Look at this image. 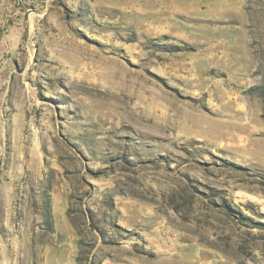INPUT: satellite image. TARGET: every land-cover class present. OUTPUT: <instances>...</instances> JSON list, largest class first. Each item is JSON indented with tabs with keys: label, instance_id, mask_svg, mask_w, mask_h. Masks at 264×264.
Returning <instances> with one entry per match:
<instances>
[{
	"label": "rangeland",
	"instance_id": "374dc122",
	"mask_svg": "<svg viewBox=\"0 0 264 264\" xmlns=\"http://www.w3.org/2000/svg\"><path fill=\"white\" fill-rule=\"evenodd\" d=\"M0 264H264V0H0Z\"/></svg>",
	"mask_w": 264,
	"mask_h": 264
}]
</instances>
